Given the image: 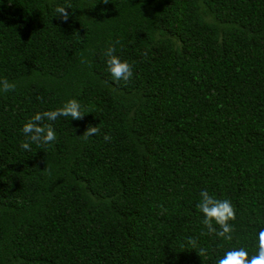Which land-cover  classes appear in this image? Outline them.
Listing matches in <instances>:
<instances>
[{"label": "trees", "instance_id": "16d2710c", "mask_svg": "<svg viewBox=\"0 0 264 264\" xmlns=\"http://www.w3.org/2000/svg\"><path fill=\"white\" fill-rule=\"evenodd\" d=\"M68 4L63 22L54 8ZM116 41L133 65L127 84L103 57ZM3 79L17 86L0 91V264H215L235 247L255 253L264 0H0ZM70 98L83 119L60 117L54 142L22 149L26 120ZM90 124L100 132L85 141ZM201 190L235 206L231 242L201 234Z\"/></svg>", "mask_w": 264, "mask_h": 264}, {"label": "clouds", "instance_id": "9594fccd", "mask_svg": "<svg viewBox=\"0 0 264 264\" xmlns=\"http://www.w3.org/2000/svg\"><path fill=\"white\" fill-rule=\"evenodd\" d=\"M102 2L106 5L109 0H102ZM68 8H72L71 4L67 6L57 5L54 8L55 16L61 21L67 22L71 15L67 10ZM118 43L119 41L110 44L104 50L103 57L112 80L117 84L121 81L127 84L133 77V65L116 54V44ZM144 55L147 56V52ZM16 86L15 82L7 79L0 80V91H13ZM84 115L81 111V104L76 98H70L62 106L54 110L37 111L22 126L21 131L26 139L21 142V148L30 152L31 144L33 143L37 145L51 144L57 139L56 131L51 122L56 121L60 117L81 120ZM99 132L100 128L98 125L92 126L90 124L82 134V137L87 141L89 137L97 135ZM104 140L106 142L110 141L111 136L107 133L104 134ZM160 207L162 212L166 211L163 205H160ZM196 208L202 214L201 223L207 229L206 233H201L202 235H215L229 242L233 240L235 227L230 221H234L237 214L231 200L227 198L218 199L207 190H201L200 200L196 204ZM187 244L192 249H195L202 258L207 256V249L199 247L195 238L189 237ZM255 248L256 251L251 256L245 247L232 248L225 251L223 256L216 260L215 264H264V228H261L257 233Z\"/></svg>", "mask_w": 264, "mask_h": 264}]
</instances>
